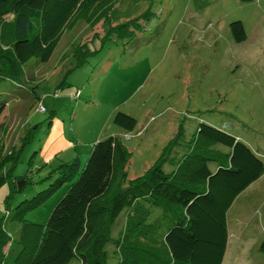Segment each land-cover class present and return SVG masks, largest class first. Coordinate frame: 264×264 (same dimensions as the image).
<instances>
[{"label": "rangeland", "instance_id": "rangeland-1", "mask_svg": "<svg viewBox=\"0 0 264 264\" xmlns=\"http://www.w3.org/2000/svg\"><path fill=\"white\" fill-rule=\"evenodd\" d=\"M146 10L154 13L152 22L133 41L114 37L102 47L95 39L91 45L93 35ZM234 21L242 24L243 42L233 41L228 26ZM86 41L96 53L79 62L72 49ZM23 72L19 83L0 80V224L14 235L21 223L6 213L47 188L61 165L75 160L80 173L93 145L113 135L128 152L126 183L164 153L171 154L163 164L169 171L191 147L198 123L238 136L264 164V0H117L106 20L92 29L78 22L48 62L32 58ZM118 111L137 121L132 132L114 124ZM21 176L28 185L15 192L13 177ZM77 177L22 219L45 225ZM123 217L111 230L119 243L106 246L108 264H130L136 253L128 245L134 238H122L134 234ZM226 231L227 262L231 255L232 264H264L258 250L264 242V173L233 200ZM68 264L82 263L75 258Z\"/></svg>", "mask_w": 264, "mask_h": 264}, {"label": "trees", "instance_id": "trees-1", "mask_svg": "<svg viewBox=\"0 0 264 264\" xmlns=\"http://www.w3.org/2000/svg\"><path fill=\"white\" fill-rule=\"evenodd\" d=\"M116 1L0 0V80L19 83L26 62L32 58L48 62L66 31L78 22L94 28L108 18ZM153 17L146 10L104 34L93 35L91 45L95 39L102 47L114 37L133 41L148 30ZM228 28L235 43L245 40L239 21ZM96 49H90L86 41L72 50L79 62H86ZM4 109L0 103V116ZM113 121L125 133L137 126L134 117L119 111ZM195 129L191 147L176 163L171 162L169 171L163 170V164L171 154L164 153L142 176L127 183L128 152L118 136L97 141L80 173L75 160L61 165L47 188L6 213L21 228L14 235L0 224V264H68L75 258L82 264H108L106 246L119 243L111 237V230L124 214L134 233L122 236L134 238L128 244L136 252L128 257L130 264H220L227 241L228 208L264 173V164L226 129L205 123ZM216 145L225 149L218 150ZM76 174L45 225L22 219ZM13 182L15 192L28 185L25 176L13 177ZM258 250L264 255V242Z\"/></svg>", "mask_w": 264, "mask_h": 264}, {"label": "crops", "instance_id": "crops-1", "mask_svg": "<svg viewBox=\"0 0 264 264\" xmlns=\"http://www.w3.org/2000/svg\"><path fill=\"white\" fill-rule=\"evenodd\" d=\"M169 160H171V158L169 159ZM166 164V163H165ZM256 181H258V179L256 180ZM255 181V182H256ZM255 182H253V183H255ZM252 183V184H253ZM251 184V185H252ZM250 186V185H249ZM122 217H123V215H122ZM123 220H124V222H123V226H124V223H127V216H126V214H124V217H123ZM227 243H228V239H227V241H226V245H225V250H224V253H223V256H222V259H221V263L220 264H232L233 263V256H231L230 255V258H229V260H228V262L225 260V255H226V249H227Z\"/></svg>", "mask_w": 264, "mask_h": 264}, {"label": "built area", "instance_id": "built-area-1", "mask_svg": "<svg viewBox=\"0 0 264 264\" xmlns=\"http://www.w3.org/2000/svg\"><path fill=\"white\" fill-rule=\"evenodd\" d=\"M41 111H44V109H43V108H41Z\"/></svg>", "mask_w": 264, "mask_h": 264}]
</instances>
